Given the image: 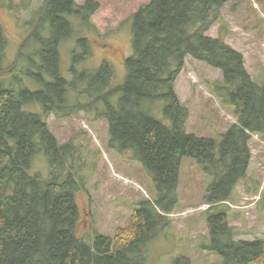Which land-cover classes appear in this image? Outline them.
<instances>
[{
  "label": "trees",
  "instance_id": "trees-1",
  "mask_svg": "<svg viewBox=\"0 0 264 264\" xmlns=\"http://www.w3.org/2000/svg\"><path fill=\"white\" fill-rule=\"evenodd\" d=\"M230 1L150 0L141 6L131 16L133 55L117 87L107 63L79 75L72 66L70 80L60 71L59 45L73 34L66 16L88 25L98 10L94 1L78 6L74 0H43L10 65L0 25V264H144L140 254L178 204L183 158H192L212 179L207 213L228 201L246 176L252 135L264 136V84L250 77L241 53L220 37L206 36ZM187 57L221 73L211 91L236 123L218 140L186 132L189 110L174 82ZM25 77L38 89L22 86ZM153 103L164 105L165 122L152 115ZM34 104L40 113L29 110ZM79 112L106 122L108 148L131 151L156 190V199L141 202L127 227L113 238L97 235L92 245L77 235L75 198L85 187L82 152L73 142L59 144L46 122L49 115L62 119ZM38 155L46 159L48 178L32 171ZM206 224L221 264H264V241H234L224 212L209 214Z\"/></svg>",
  "mask_w": 264,
  "mask_h": 264
},
{
  "label": "rangeland",
  "instance_id": "rangeland-1",
  "mask_svg": "<svg viewBox=\"0 0 264 264\" xmlns=\"http://www.w3.org/2000/svg\"><path fill=\"white\" fill-rule=\"evenodd\" d=\"M74 1L78 6L86 2ZM92 1L98 10L88 25L74 15L66 16L73 34L59 45L60 71L71 79L72 66L79 75L107 63L112 72L111 85L117 87L126 78L124 62L133 55L131 16L150 0ZM42 2L0 0V25L7 39L6 65L15 61L17 50L31 29L26 23L32 21ZM206 36L220 37L241 53L250 77L255 83L264 84V0H231L223 6L220 20L211 24ZM21 66L26 68L27 64ZM221 80L218 70L190 57L185 59L174 89L189 110L186 132L218 140L236 123L233 111L212 94V84ZM21 84L33 91L38 89L26 77ZM163 107L153 103L149 108L154 117L165 122ZM29 110L40 113V105L34 104ZM46 122L59 144L73 142L82 152L85 187L75 199L80 212L77 235L87 244L92 245L97 235L113 238L118 229L127 227L141 202L156 199L153 178L133 158V153L118 154L108 148L105 121L94 119L92 113L79 112L62 119L49 115ZM249 145L251 161L245 178L237 183L228 201L210 213L205 196L212 179L201 173L192 158L182 159L178 204L167 217L169 224L155 231L140 254L144 264H174L183 259H188L189 264H221V257L210 249L206 224L209 214H226L234 241H264V136L252 135ZM32 171L48 178L43 155L33 159Z\"/></svg>",
  "mask_w": 264,
  "mask_h": 264
}]
</instances>
